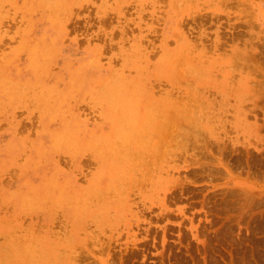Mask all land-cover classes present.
I'll use <instances>...</instances> for the list:
<instances>
[{
	"label": "rangeland",
	"instance_id": "374dc122",
	"mask_svg": "<svg viewBox=\"0 0 264 264\" xmlns=\"http://www.w3.org/2000/svg\"><path fill=\"white\" fill-rule=\"evenodd\" d=\"M41 1L0 0V264L18 256L25 258L18 263L42 264L39 254L33 255L37 259L25 256L31 241L53 253L51 264H264V0H190L188 10L179 6L187 0H174V11L170 0H58L52 20L35 8ZM176 14L181 21L170 19ZM179 28L196 46L190 51L197 50L194 58L200 62V72L190 78L205 79L208 87L201 90L214 105L196 126L209 123L214 132L195 131L200 138L189 136L191 146L183 144L184 130L180 136L164 134L169 146L160 168L163 186L149 181L151 190L145 183L142 189L136 185L142 191L130 185L124 195L108 192L123 203L117 219L113 210L98 211L106 205L96 200L88 207L98 204L96 216L83 210L87 205L72 212L71 206H52L48 199L22 203L45 175L72 176L77 185L94 177L107 151L99 150L101 145L75 152L53 149L50 132L76 114L78 133L88 134L105 115L89 93L71 96L69 109L62 105L49 111L31 96L17 101L16 92L4 91L5 84L21 81L25 92L39 91L43 82L61 88L72 70L92 83L118 69L130 80L140 73L138 65L144 92L158 99L169 93L177 97L174 72L155 67L176 59ZM36 37L55 42L44 73L29 62L22 44ZM24 240L29 241L25 249Z\"/></svg>",
	"mask_w": 264,
	"mask_h": 264
},
{
	"label": "bare ground",
	"instance_id": "6f19581e",
	"mask_svg": "<svg viewBox=\"0 0 264 264\" xmlns=\"http://www.w3.org/2000/svg\"><path fill=\"white\" fill-rule=\"evenodd\" d=\"M170 1H171L169 3V5L171 6L170 11L172 10L174 11L176 9L175 8L176 4L174 3V0H170ZM41 2L42 3L37 4L35 8H40V9L42 8L45 15L46 16L48 15L51 20L56 19L57 17L56 18H51V17L57 16L56 8L59 9L58 7L60 6V5L58 6V4H60L58 0H46V1L42 0ZM42 4L43 5L45 4L47 8V13H46V9L44 8L45 6H43ZM73 4L75 3L73 2ZM189 4H192V1L187 0L186 4L184 3V5H179V6L183 9L188 10L190 8ZM65 7H66L65 5L63 7L61 6V8L63 9ZM31 8H32V5L28 4V6L25 9L29 10ZM191 9L194 10L193 8ZM179 11H180V8L178 12ZM65 12L66 11H64V15L67 14V12L66 13ZM176 16L175 17L170 16V19L173 22L181 21L179 20V17H178L179 15L177 17ZM49 17H47V19H49ZM59 19L60 17L57 20ZM58 22H61V21H58ZM176 32L177 33L175 35L178 34L180 38V42L177 41L179 42L178 43L179 52H177L176 59L173 62L171 60L167 64H163L162 63L163 61H162L161 63H159V65L155 67V69L156 71L171 73V75H173V72H174L175 74L174 83L179 88V91L176 90L179 93L177 94V97H174L171 93H169V96L160 97V99H158L152 96V93L149 92L150 90L147 91V93L144 92L145 90L143 87L144 74L142 72V69L139 68L138 65L136 64H132V66L136 65L137 66L136 70L139 71L140 73L139 74L137 73L138 75L134 78H131L130 80H128L127 77H123L122 75L117 74L116 72L119 70L118 69L117 71L115 70L114 74L109 75L105 79H98L95 81V83H92V81L86 80L85 77H84V80L82 81V76L80 74L81 72L78 70H72L71 71L72 75L69 77L68 81H64V84L61 88L60 87L57 88L58 85L53 82L51 83L43 82L41 83L40 86H38L39 87L38 88L39 91L37 90L38 92L37 91H33V92L26 91L25 92L23 91L25 89L24 88L25 84H22L21 81L16 80L14 81V83L7 82L5 84L6 85L5 89L4 88L2 89H4V91L6 90L12 93L16 92L17 94L14 95V99H16L17 101H22L26 97L31 96L34 98V101L36 104H41L42 107L45 106L43 108L49 111H54L56 107H59L62 105H65L66 108L69 109L70 104H72L71 100L69 101V98L71 96L76 94L75 99H77V97H79L77 95L79 94V95H82L81 96L82 98H84V95L89 93L90 99L93 100V102L101 106L102 111L105 115L103 122L98 123L92 126L91 128H89L90 130L87 132L88 134L84 133V135H82V134H79L80 132L78 133L77 129L78 127L81 126L80 125L81 120H79V116H77L76 114L73 115L72 119L62 122L58 127L54 128V130H51L50 132L51 134L50 137L53 138L52 143L54 145L53 146L51 145V148L53 149H58V150L64 149L70 152H75V151L85 149L88 147L101 145L99 150L107 151V154L103 155L102 156L103 158H100L99 160L100 162L98 164V170L96 171L94 177H92L89 180V182H87L84 185H77V184L71 183L73 181L72 176L70 178L68 177L64 178L66 175H60L59 173H58V176L54 174H50L49 176L45 175L42 178V180L37 183L36 189L35 187L29 188L28 192L23 195L24 198H22V203L26 205H32V204L38 203L39 201L42 202L43 199L45 200L48 199L49 204H51L52 206L64 204L67 206H71L70 207L71 209L68 207L69 210L71 211L74 210L78 212L80 211L82 212V209L80 208H84L83 206L87 205V209L85 208L83 210H86L88 214L96 216V215H100L98 214L99 213L98 211L113 210L116 216L114 219H117L122 216L120 210L121 209L123 210L122 208L123 203L122 201L120 202L118 198L117 199L115 198L114 200L112 197L113 195L111 197L108 196L107 194L108 192L110 193L113 192L115 194H118V193L123 194L122 192L128 190V187L130 185H132V187H135L136 185H140L139 187H141L142 184L145 185V183H147L148 185L147 184L146 185L149 186L150 182L154 185L155 188H159L160 186L161 187L163 186L162 184L163 181H162V176H161L162 171L160 168L163 165V161H165L164 158L166 156H164V154H165V151L168 150V146H169L168 144L165 143L164 134H167V136L170 135L169 137H172L171 135H177V134L180 136L182 131L184 130L182 133L183 134L182 139H184L185 141L183 142V144L184 143L186 144L187 143L186 141L190 138L189 136L200 138V135L197 134L199 131L205 130L209 135H211L214 132L212 127H210L209 123L201 125L203 128L200 125H198L201 127V129L199 127L197 128L196 126L195 122L197 121L198 123L199 117L203 113H206V110H208L209 112L210 108H212L214 105H213V102H210V100L206 98L207 96L205 95H207V91H206V94L204 95L203 93L205 92H202L203 90H201V88H204L206 86L208 87V84L205 81V79L199 76H197L194 79L190 78V75H192L191 73L200 72V71H197L199 70V68L196 67L200 64V62L194 58L196 57L195 56L196 54H194V52H196L197 50L194 51L193 54L190 51L192 48H194L195 46L193 45L194 43L191 42V40L188 38V36L186 35V32L185 33L183 32V29L179 28L178 31ZM54 43H55L54 40L51 41L45 38L41 39L40 37H36V39L34 40H32V38L23 39L22 44L27 49L26 53L28 52V58L30 59L29 62L32 65L33 64H35L36 66L39 65L37 69L38 70L41 69L42 73H44V70L47 64L49 63L46 57L48 55L51 58L54 57V54H55ZM19 47H22L23 50H25V48L21 46V44ZM201 47L199 49L200 52H201ZM217 48H219V46ZM217 48H214V49H217ZM196 49H198V47ZM243 49L244 48H242L241 51ZM134 51H137V50H134ZM203 51H205V49L202 50V52ZM235 51H237V49ZM232 52L230 54L234 55V53ZM204 53L207 54L206 51ZM243 53L245 52L243 51ZM201 55L202 54H199V56ZM209 55L213 56L211 52L209 53ZM216 55L214 54L215 57H217ZM236 55L234 56L237 57ZM206 57L202 56L201 59H204ZM208 58L209 57H207V59ZM211 58H209V60ZM217 58L220 59V57H217ZM217 58H215L216 59L215 62H217L218 60ZM225 59H227V57ZM224 60H222L223 61L222 63H225ZM230 61L229 63H231ZM201 62L204 63L203 60ZM227 63L228 62H226V64ZM201 69L204 70L202 67ZM214 72L215 70L212 73ZM36 75L38 77L39 73H37ZM223 78H224V75H223ZM225 79L227 78L225 77ZM172 85L174 86V84ZM211 86L213 85L211 84ZM218 91H220V89ZM170 94L172 97H170ZM140 97L143 100V102H141V100L139 99ZM47 99L48 101L52 99L51 103L47 104L46 103ZM195 131H198V132H195ZM192 142H190V145L189 144H186V145L191 146ZM198 142H199V139H198ZM178 143L180 144L182 143V141ZM203 144L207 145L206 142H204ZM179 146L180 145H177L178 148ZM37 153L38 152L35 151L34 155H36ZM54 166H56V164H54ZM50 168H53V166H50ZM104 181L108 182V184L107 185L103 184ZM132 187H131V191H133ZM137 187L138 186H136V188ZM150 187L151 186H149V188ZM136 188H134V190H136ZM45 194H47L48 197H44L46 196ZM154 195L156 196L157 193ZM45 200L43 201L45 202ZM93 200H96L95 201L96 203L102 202L101 204H104L106 206H103V207L101 206L100 208L98 207L99 208L98 211L96 208L98 204H96L94 208H88L90 207V204H93ZM124 200L126 199L124 198ZM77 216L81 217L82 215L79 214ZM97 222L98 221H96V223ZM92 223H95V222L92 221ZM61 239L62 238H60L59 240ZM65 240L66 239L64 238L63 242ZM10 242L11 244H16L18 246L19 244L21 245L20 242L18 244L15 241H13V243L12 241ZM28 243L29 241L24 240V244L22 245L24 246V249ZM65 243L66 242H64V244ZM36 244H38V242ZM36 244L34 243V241H31L28 247L29 249L25 250V256L26 257L32 256L34 257V259H37L33 255L39 254L40 257L45 258L42 264H51L52 258L50 257L49 254H53V253L47 250L46 247L41 248L42 246H39V245L37 246ZM57 244H60V243H57ZM66 245L68 246L69 244L67 243ZM10 247H13V246L10 245ZM46 255L47 257H45ZM18 257L19 259L16 258L17 261H12L10 262V264H21V263H18L19 260L20 262H22L25 259L20 256ZM12 259H14V257ZM27 261L29 260L27 259ZM34 261L32 263H34ZM35 263H38V262H35Z\"/></svg>",
	"mask_w": 264,
	"mask_h": 264
}]
</instances>
